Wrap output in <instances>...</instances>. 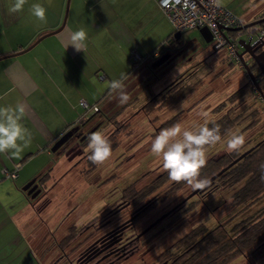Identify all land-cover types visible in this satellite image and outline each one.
<instances>
[{
	"label": "rangeland",
	"instance_id": "374dc122",
	"mask_svg": "<svg viewBox=\"0 0 264 264\" xmlns=\"http://www.w3.org/2000/svg\"><path fill=\"white\" fill-rule=\"evenodd\" d=\"M223 2L232 9H240L249 0H223ZM181 39L184 49L181 50L178 59L155 65L154 62L157 58H145L131 71L130 60L127 62L129 67L126 72L128 78L125 81L126 91L129 95L127 103L120 104L118 95L112 92L105 96L102 92L103 96H98L94 100L98 101L101 110L109 116V119L104 121L100 117L101 114L98 113L94 120L86 125L88 130L91 132L102 131L109 135L114 128L111 123L113 117L120 126L127 122V128L121 130L117 135L118 144L108 161L97 165L93 170H88L85 160L70 168V165L77 161L78 157L71 162L63 150L56 156L52 154L44 159L45 163L49 164L50 172L40 185L42 194L34 203L33 211L42 215L43 220L49 226L54 227L56 224H60L57 230L60 239L69 238V234L73 237H70L69 241L67 238L60 241L62 246L69 243V248L67 255L63 254L64 256L59 257L58 264H76L77 260L81 259L82 253L87 251L92 239L95 238L94 231L102 227L101 223L107 217L122 216L125 218L132 210L136 212L138 209L140 210L138 212L140 218L134 223L136 229L146 227L155 220L158 225L150 235L152 233L159 235L154 239L152 248L150 246L148 248L147 246L140 247L125 260L114 262V264H149L170 243L186 233L194 220L197 219V222L212 227L217 220L229 219L230 223H234L246 212V210L236 212L231 208L230 189L213 184L212 188L192 199L195 205L191 212L177 219L183 215L182 209L186 206L182 204L183 201L190 194L192 195L193 190L188 185H181L177 188L176 182L170 180L160 182L159 186L144 199L147 204H155L153 207L146 206L141 210L139 204L130 205L128 209L125 207L124 211L116 212L117 207L123 206L124 203L127 205L125 196L121 194L123 189L136 181L135 188L139 190L158 174L165 172L161 160L153 156L150 151L151 140L161 131L159 127L168 122L169 118L175 114L178 118L174 124L179 122L186 128L203 123L204 113H207V118L211 119L212 111L216 110L217 106H220L234 89L248 80L242 66L238 65L236 59L230 58L226 48L219 51L213 50V36L209 28L193 30L191 33L183 35ZM240 39H246V36L242 34ZM159 48L161 54L166 53L167 47ZM237 52L241 53L242 49L237 48ZM248 59V56L244 55L247 66ZM199 61L204 63L200 67L195 65ZM229 63L233 64L230 69L228 68ZM181 74L183 76L181 81L184 82L182 85L187 86L194 82H201L199 86L196 83L197 90L189 98L176 105H169L163 111L151 112L149 116L156 118L153 122H150L142 112L136 113L137 109L149 98L162 92ZM98 79V76L93 77L91 84H96ZM171 88H173L172 85L168 87L167 92H164V97L171 91ZM246 99V102L240 107L244 108L251 104V107L248 108V111L251 112L253 99H255L258 102L256 104L258 114L254 116V119L250 116L251 118L245 117L244 120H240L230 131L239 129L245 134L246 142L240 149L241 153L255 146L259 140L264 138V106L253 95H248ZM87 103L91 106L94 104L93 102ZM182 103L183 107H181ZM80 108L83 110L81 106ZM116 112L117 115H113ZM93 113L94 111L91 110L82 113L79 123L85 122ZM80 114L81 112L77 116L79 117ZM226 137L227 135L224 138ZM223 139L208 149V156H215L227 151ZM112 140L110 141L113 142ZM87 143L88 139L83 146V153L87 152ZM262 205H264V198L252 204L247 209V213H252ZM129 233L126 231L124 235ZM92 250L90 249L89 256L83 259L85 264H99V260L92 259ZM77 255L79 258L75 259ZM229 264H252V260L251 258L237 257Z\"/></svg>",
	"mask_w": 264,
	"mask_h": 264
},
{
	"label": "crops",
	"instance_id": "0c3cea01",
	"mask_svg": "<svg viewBox=\"0 0 264 264\" xmlns=\"http://www.w3.org/2000/svg\"><path fill=\"white\" fill-rule=\"evenodd\" d=\"M66 1L28 0L24 12L9 14L11 0H0V106L22 103L26 109L22 123L32 135L20 158L0 154V264H58L59 257L67 255L69 243L60 249L65 238L58 234L60 224L49 226L33 211L42 192L31 198L24 186L50 172L44 159L60 153L51 151L52 144L80 122L85 113L78 105L80 99L99 106L94 100L102 92L108 94L109 83L129 70L130 51L136 50L143 59L158 58L159 47L167 51L175 39L158 0H69L66 21L59 30ZM37 2L47 8L46 22L28 12V6ZM242 6L232 9L222 4L243 24L264 18V0H249ZM81 26L88 32L85 52L72 46L65 49L68 30ZM193 30L179 33V38ZM51 32L55 33L36 42ZM198 63V67L204 64ZM95 76L99 79L92 85ZM14 169L15 179L3 175V170Z\"/></svg>",
	"mask_w": 264,
	"mask_h": 264
},
{
	"label": "trees",
	"instance_id": "16d2710c",
	"mask_svg": "<svg viewBox=\"0 0 264 264\" xmlns=\"http://www.w3.org/2000/svg\"><path fill=\"white\" fill-rule=\"evenodd\" d=\"M262 25H264V23H262ZM229 33L231 36L235 35V32ZM181 43L182 39L180 37L177 40L172 39L169 44L173 47ZM213 50L219 51L214 48ZM237 63L238 65L240 64L239 61H237ZM137 64L138 63H131L130 71ZM232 65V63H229L228 68L230 69ZM248 67L255 77V81L259 88L264 92V75L261 74L253 61L248 62ZM181 79L183 78L170 83L173 88H171V91L169 92L170 94H166L168 96L165 95L164 97V92H167L170 85L164 88L162 92L156 93V95L149 98L141 107H139V109H137L136 113L142 112L150 122H153L156 118H151L149 116L151 112L163 111L167 109V106L169 105L178 104L182 100L189 98L197 90V84L198 86L201 85V82H194L185 86L182 85L183 81H181ZM110 92L111 91L108 90L107 93ZM248 95H253L260 103H262V106H264V101H262L256 88L248 79L243 85L234 89L227 96V99L223 101L220 106H217L216 110L212 111L213 114L211 119H214L216 123L220 125L222 139L240 120H244L245 117H252V119H254V116L258 114L256 105L258 102L255 99H253V108L251 112L248 111L251 104L244 108L240 107L246 102V97ZM128 103L130 104L131 101ZM98 113L101 114L100 117L101 119L103 118L104 121L109 119V116H107L105 112L101 110L100 106H98L97 111H94V113L89 116L83 124L87 125L91 120H94ZM113 115L116 116L117 112ZM176 118H178L177 114L172 116V118H169L168 122L159 127V129L162 130L163 128H168L171 124H174L175 121H177ZM111 123L114 128L108 137L110 140L113 139L111 144L112 149L114 150L118 144V140H116L117 135L121 130L127 128V122L120 126L115 121V117H113ZM68 129L69 128L65 131ZM87 139L88 137H86L81 143V150L79 152V156L81 157L73 162L72 165H70V168L75 167L82 160L87 162L88 170H93L97 167V165L91 163V161L87 159L89 153H83V146ZM242 153L240 150L234 152L224 151L215 156H208L207 163L201 170V178L210 179L222 169H226L222 173H219V175L205 189L198 190L196 194L188 196L183 201L182 204L186 206L182 209L183 215L177 217V219H180L187 215V213L191 212L195 205V202L192 199L202 191L212 188L213 184H218L224 189H230L229 203L231 208L236 212L245 210L246 212H243L244 214L234 223L228 224L227 221L224 222L223 220L215 225L213 229H207L201 224H191L192 226L190 225L188 231L184 233L180 239L173 242L172 246L176 252L170 253V255L168 254L169 258L165 257L167 251L163 250V252H161V258L165 257L170 260L168 264H229V262L237 257H244L246 259L251 258L252 264H264V205L250 214L247 213V209H249L252 204L264 198V138L259 140L245 156L230 165L231 162ZM70 161L72 162L71 159ZM48 175L49 173L46 171L41 174L37 180L42 184ZM166 181H169V178L168 173L165 171L158 174L139 190L135 188L136 181L133 182L132 185L123 190L122 195L125 196L126 201H129L130 205L139 204L141 210L146 208V206L151 208L155 204H147V201L145 202L144 199L159 186L160 182ZM181 185L185 186L187 184L183 182L175 184L177 188ZM139 211L140 210L138 209L137 216L139 215ZM193 222H195V220ZM69 236L72 237L71 234H69ZM70 237H66L68 241L70 240ZM64 246L60 244V249L63 250ZM89 253V250L82 253L80 257L81 259H79V264H85L83 259L88 257ZM91 253H93V251H91Z\"/></svg>",
	"mask_w": 264,
	"mask_h": 264
},
{
	"label": "clouds",
	"instance_id": "9594fccd",
	"mask_svg": "<svg viewBox=\"0 0 264 264\" xmlns=\"http://www.w3.org/2000/svg\"><path fill=\"white\" fill-rule=\"evenodd\" d=\"M210 2L216 7L223 4V0ZM26 5L28 0H11L8 12L20 14L24 12ZM28 12L38 21L46 22L47 8L43 4L32 3L28 6ZM68 31L69 40L63 44L64 48L72 46L77 52H85L87 30L81 26ZM127 78L128 74L122 73L118 79H113L109 83L110 91L118 95L120 104H125L129 100L125 85ZM25 114L26 109L22 103L15 106H0V154L18 159L30 145L32 135L22 123ZM203 115L205 119L201 124L186 128L178 122L171 127L163 128L151 140L150 151L161 160L162 168L168 173L169 180L186 183L193 191L203 190L211 183L209 179L201 178V170L207 163L208 149L222 141L220 125L214 119H208L207 113ZM245 142L246 136L239 129L228 133L223 139L228 152L239 151ZM86 151L89 153L87 159L95 165L104 164L113 155L111 141L102 131L93 132L88 136Z\"/></svg>",
	"mask_w": 264,
	"mask_h": 264
},
{
	"label": "flooded vegetation",
	"instance_id": "af4514ba",
	"mask_svg": "<svg viewBox=\"0 0 264 264\" xmlns=\"http://www.w3.org/2000/svg\"><path fill=\"white\" fill-rule=\"evenodd\" d=\"M183 47H184V45H183V43H181L177 46H173V47L168 48V50L165 52L170 54V57L165 62H169L171 60L178 59L180 57L179 55H180ZM248 58H249L248 62L253 61L249 56H248ZM198 64L199 63H197L195 65L198 66ZM184 74H186V73H184ZM182 77L183 76L181 74L177 79H174L173 81H177L178 79H180ZM70 129H72V135L62 145L63 147H62L61 151L63 150L66 153L68 152L67 155H68L69 159L73 160L77 157L78 158L81 157V156H79V152L81 150V143L83 142V140L86 137H88L93 132H91V130H88L86 125H84L83 123H78V124L72 126L71 128H69L68 130H70ZM35 182L37 184V187L40 188L41 183H39L38 180L37 181L35 180ZM206 191H202L201 193L206 192ZM40 192H41V189H40ZM126 203H127V205H125V203H124L123 206L117 207L116 212L123 210L125 207H126V209H128L130 206L129 201H126ZM139 218L140 217L137 216V212L133 211V210L125 218H123L122 216H118L117 218H115V217L114 218H111V217L108 218L107 217L106 220L103 221V223H101L102 227L100 229H98L97 231H94V233L96 232L95 234L93 233L95 238L92 239V241L90 242V246H88L86 249L87 251L90 249H93L92 250L93 251L92 259L99 260L98 261L99 264L100 263L114 264V262H118L120 260H125L131 254H133L134 252L139 250L140 247L147 246V248H148L150 246V248H152L154 246L153 241L159 234L156 235V233H152L150 235V233L156 227V225H158V223L157 222L155 223V220H154L153 222L149 223L146 227H143V228L138 227L136 229L134 227V223ZM196 220H195V222H192L191 224H194V225L201 224L202 226L206 227L207 229H213V227L215 225H217L218 223L221 222L220 220H217V221H215V224L212 225V227H208L204 223L197 222ZM225 221H227L228 224H231L229 219H225L224 222ZM227 222H226V224H227ZM150 225H152V226L149 229L145 230ZM103 227H105V229H103ZM126 231H129L130 233L127 235H124ZM183 235H181L178 239H180ZM140 243H141V246H140ZM172 245H173V242L170 243L167 246V248L164 249L165 251H167V254L165 255V257H167V258H169L170 253L176 252V250L173 249ZM161 254L162 253L155 256L153 262H150L149 264H168V262L170 260H168L165 257L161 258L160 257ZM77 258H79L78 255L75 257V259H77ZM76 264H79V259L77 260Z\"/></svg>",
	"mask_w": 264,
	"mask_h": 264
},
{
	"label": "built area",
	"instance_id": "2783aa9c",
	"mask_svg": "<svg viewBox=\"0 0 264 264\" xmlns=\"http://www.w3.org/2000/svg\"><path fill=\"white\" fill-rule=\"evenodd\" d=\"M159 8L165 18L170 22L173 32L183 33L193 29L207 27L211 30L213 36L212 47L216 50L226 48L228 54L236 61L238 41L244 34L246 39L252 45L256 41L264 40V25L256 24L244 28L241 20L229 9L225 7H216L210 0H158ZM224 29L240 28L239 31H225ZM229 32H235L231 36ZM131 63H139L143 56L136 50L129 53ZM79 105L85 112L97 111V106L86 103L84 100L79 101ZM3 175L10 179H15L17 170H3Z\"/></svg>",
	"mask_w": 264,
	"mask_h": 264
},
{
	"label": "water",
	"instance_id": "95a60500",
	"mask_svg": "<svg viewBox=\"0 0 264 264\" xmlns=\"http://www.w3.org/2000/svg\"><path fill=\"white\" fill-rule=\"evenodd\" d=\"M68 5H69V0L66 1V8H65V14L61 23V26L59 28V30H61L65 24L66 21V16H67V9H68ZM264 23V18H259L258 20H255L254 22H251L249 24H245V27L251 26V25H256V24H261ZM220 30H227V31H239L240 28H231V29H224L219 27ZM57 30V31H59ZM55 32H51V33H47V34H43L42 36H40L36 42L40 41L41 39H43L44 37L50 35V34H54ZM179 33H176L174 35V38L177 40L179 39ZM250 40L245 41L243 39H240L238 41V47L242 49L241 53L237 52V57L239 60L240 65L242 66V68L244 69L247 77L249 78V80L252 82V84L254 85V87L256 88L258 94L260 95V98L262 99V101H264V92L261 91V89L259 88L258 84L255 81V77L253 76V74L250 72V69L248 68L247 64L244 61V55L249 56L253 62L255 63V65L257 66V68L259 69V71L261 72L262 75H264V40L261 41H256L254 42L252 45L249 43ZM30 48V47H29ZM27 48V49H29ZM22 50L21 52L26 51ZM16 53V54H19ZM16 54H12L11 56H14ZM170 57V54H168L167 52L164 54H161L156 60H155V65H159L163 62H165L168 58ZM1 59V58H0ZM154 65V64H153ZM72 135V129L67 130L66 132H64L63 134H61L56 140L55 142L52 144L51 146V151L52 152H56L58 150L62 149V145L69 139V137ZM254 147V146H253ZM253 147H251L250 149L246 150L245 152H243L239 157H237L235 160H233L231 162L230 165H232L234 162L238 161L240 158H242L243 156H245ZM67 154V153H66ZM228 167V166H227ZM226 168L222 169L219 173H222ZM219 173H217L215 176L211 177L209 180L210 182H212L218 175ZM24 191H26L27 195H29L31 198H34L35 196H37L40 193V188H37V184L35 183V179L30 180V182H28L25 186H24ZM198 191H193L192 194L197 193ZM191 195V194H190ZM156 223V222H155ZM153 225V224H152ZM152 225H150L149 227H147L145 230L149 229Z\"/></svg>",
	"mask_w": 264,
	"mask_h": 264
}]
</instances>
